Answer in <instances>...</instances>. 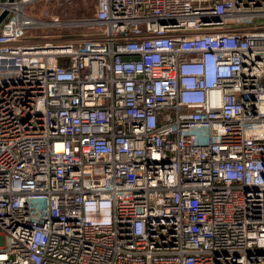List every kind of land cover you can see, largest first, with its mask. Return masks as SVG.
Returning <instances> with one entry per match:
<instances>
[{"label": "built area", "instance_id": "1", "mask_svg": "<svg viewBox=\"0 0 264 264\" xmlns=\"http://www.w3.org/2000/svg\"><path fill=\"white\" fill-rule=\"evenodd\" d=\"M0 264H264V0H0Z\"/></svg>", "mask_w": 264, "mask_h": 264}, {"label": "water", "instance_id": "2", "mask_svg": "<svg viewBox=\"0 0 264 264\" xmlns=\"http://www.w3.org/2000/svg\"><path fill=\"white\" fill-rule=\"evenodd\" d=\"M9 2H14V0H8ZM8 13L4 12L2 16L0 17V26L5 21V18L7 17Z\"/></svg>", "mask_w": 264, "mask_h": 264}]
</instances>
